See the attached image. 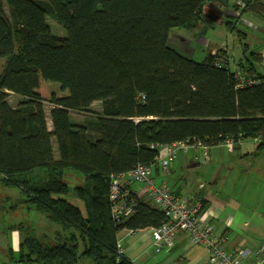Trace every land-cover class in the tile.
Listing matches in <instances>:
<instances>
[{"label": "trees", "instance_id": "trees-1", "mask_svg": "<svg viewBox=\"0 0 264 264\" xmlns=\"http://www.w3.org/2000/svg\"><path fill=\"white\" fill-rule=\"evenodd\" d=\"M217 1L227 0H0V183L18 186L57 226L56 236L64 233L55 245L23 238L22 261L133 264L117 255V234L159 226L164 216L149 199L131 194L134 212L115 222L112 174L153 165L159 146L180 140L210 146L254 138L264 150L261 55L244 42L231 69L225 49L197 62L167 43L171 29L193 28L204 5ZM251 11L264 14V3L252 0L240 10ZM47 16L64 36L51 31ZM235 22L225 21L228 32ZM48 81L67 94L51 91ZM10 93L21 99L12 104ZM95 101L101 107L94 118L71 121V111H89ZM44 103L51 105V130ZM66 169L80 172L83 184L69 187Z\"/></svg>", "mask_w": 264, "mask_h": 264}, {"label": "crops", "instance_id": "crops-1", "mask_svg": "<svg viewBox=\"0 0 264 264\" xmlns=\"http://www.w3.org/2000/svg\"><path fill=\"white\" fill-rule=\"evenodd\" d=\"M260 1L264 3V0ZM233 3L234 0H227L226 3L218 1L206 3L197 25L193 28H173L177 30L176 32L171 29L167 43L177 53L192 60L197 51L204 50L205 53L200 55L202 59L195 60L197 62L204 61L207 55L218 49H225L226 55L231 58V69H236L238 61L242 59L241 46L247 34L240 31L238 41L228 38L225 21L235 19L246 27L251 25L252 28L259 30L260 38L257 37L253 44L258 46L255 50L245 43L250 50L261 55L262 61L257 65V69L263 75L259 69L264 63L262 41L264 23L262 27H257L252 15L258 18L264 16L252 11L244 13L235 11ZM234 13L239 16H234ZM246 16L249 18L246 19ZM10 95L15 96L12 93ZM16 98L12 104L21 99ZM46 122L48 129L51 130V121L47 114ZM257 144L258 140L246 138L237 144L207 146L205 154L201 147L193 145L188 147L186 152L179 149L166 172L159 170L157 162L152 165L156 182L164 184L176 194L191 195L200 200L202 221L210 223L215 233L228 235L226 243L228 250L245 248L252 252L260 246L264 248V165L258 160L260 155L264 154V150H258ZM166 147L159 146L158 154L164 155ZM52 149L54 156H57L53 141ZM130 189L137 196L148 200L141 192L140 183H133ZM74 204L82 207V204ZM8 229L5 245H0V264H36L21 260L19 244L23 234L18 227ZM49 229L52 234V228ZM57 231L58 228L55 230L53 228L52 240L56 237ZM45 234L47 235V232L41 236ZM119 236L122 238L124 255L133 264H144L150 254L154 258L153 264H209L205 248L194 244L189 234L184 231L177 232L173 242L158 252L153 249L149 228L135 231L131 235L120 233ZM152 251L154 253H151ZM246 259L250 264L255 263V257L251 254H248Z\"/></svg>", "mask_w": 264, "mask_h": 264}, {"label": "built area", "instance_id": "built-area-1", "mask_svg": "<svg viewBox=\"0 0 264 264\" xmlns=\"http://www.w3.org/2000/svg\"><path fill=\"white\" fill-rule=\"evenodd\" d=\"M250 1L252 0H234L238 8L236 10L240 12ZM215 64L218 66L220 63L217 61ZM249 82L247 81V83ZM243 84L244 82L239 80L237 86ZM139 101H144L143 94H139ZM234 142L233 137H228L221 144L232 145ZM193 145L201 147L204 154L206 153L207 145L200 141L180 140L167 144L165 154H158L156 157L159 170L166 172L178 150L182 149L186 152L188 147ZM133 183L141 184V192L162 211L164 216V221L159 226L149 228L155 252L160 251L164 246L170 245L177 232L184 231L189 234L194 244L205 248L209 264H250L246 259L248 254L255 257V263L252 264H264V248L262 246L252 252L245 248H239L235 251L228 250L226 248L228 235L226 233H215L210 223L202 221L200 200L195 196L176 194L164 184L156 182L152 173V165L138 164L129 172L110 176L108 200L111 217L115 222H122L134 212L135 200L131 194L138 196L130 189ZM202 185L200 184V186ZM134 232L135 230L132 229H122L117 234L116 252L118 256H125L119 234L131 235Z\"/></svg>", "mask_w": 264, "mask_h": 264}, {"label": "rangeland", "instance_id": "rangeland-1", "mask_svg": "<svg viewBox=\"0 0 264 264\" xmlns=\"http://www.w3.org/2000/svg\"><path fill=\"white\" fill-rule=\"evenodd\" d=\"M5 2V0H3ZM6 6V5H5ZM5 12L8 14L7 7H5ZM264 16V14H262ZM234 16H239L237 13H234ZM249 18L246 16V19ZM252 18L254 22L256 23L257 27H262L264 23V18L255 17L252 15ZM234 21H236L234 19ZM47 22L49 23L51 27V31L59 36L65 35L64 28L56 23V21L50 17L47 16ZM236 24V30L234 32H227V36L229 39H234V41L239 40V33L238 31H245L243 33L247 34L246 39L244 42L248 43L251 46V49L255 50L257 48L253 44L257 41L256 38H260L259 30L256 28H252L251 25L246 27L242 24V22H235ZM176 29H173V32H176ZM247 32V33H246ZM240 39H242L240 37ZM264 42V39H262ZM194 46V45H192ZM264 46V45H263ZM204 52V50L197 51L196 54H194L193 59L194 60H201V56ZM5 59L3 57L0 58V73L2 71V66L4 64ZM260 72L264 75V63L260 65ZM48 85L51 91H54L57 95H66L67 90H61L60 86L55 81H48ZM16 97H19L18 95H15ZM10 95L9 100L11 103H14L17 98ZM44 110L46 114L48 115L49 109L51 108V105L48 103H44ZM100 103L98 101H95L92 103L89 111H71L69 114V117L71 121L73 122H79L84 123L92 118H94L100 110ZM53 144L56 147L55 140L53 139ZM261 157L258 159L260 163L264 165V154L262 153L260 155ZM65 181L69 185V187H74L77 185H82L84 182V176L80 172L73 171L71 169L65 170ZM26 196L25 193L16 185H5L3 183H0V245H5V238L6 234L9 233L8 228H16L21 231V234H23V238L25 237H36L40 239L42 242L48 244V245H55L63 241L64 233L60 234V236H56L54 240H52L51 236H53V228L57 229V226L52 224L42 213L38 212L37 210L32 207V204L27 203L25 201ZM69 200L74 203L81 204L77 199L70 198ZM73 203V204H74ZM30 204V205H29ZM83 207V206H82ZM82 211L84 212V208H82ZM12 225H15L14 227H11ZM53 226V227H52ZM52 228V231L50 234V229ZM47 232V235L45 234L44 237L43 233ZM65 236L67 235V232L65 233ZM69 234V233H68ZM54 237V236H53ZM58 237V239H57ZM121 244H122V238H121ZM151 253H154L152 251ZM160 254H156L158 256ZM154 258L153 255L150 254V257L147 261H145L144 264H153ZM76 264H93L89 259L84 258L80 259Z\"/></svg>", "mask_w": 264, "mask_h": 264}]
</instances>
